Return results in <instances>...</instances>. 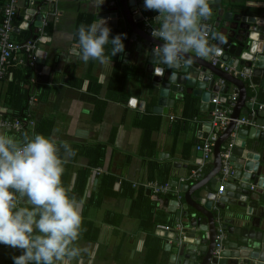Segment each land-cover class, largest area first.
Segmentation results:
<instances>
[{
	"label": "crops",
	"instance_id": "obj_1",
	"mask_svg": "<svg viewBox=\"0 0 264 264\" xmlns=\"http://www.w3.org/2000/svg\"><path fill=\"white\" fill-rule=\"evenodd\" d=\"M8 1L0 0V25ZM33 1L16 0L10 39L15 43L34 41L38 64L48 71L40 70L43 74L31 90L34 101L27 104V55L13 53L0 80V111L10 120L23 114L27 128L1 127L0 133L19 141L38 133L59 147L58 155L65 161L62 184L70 189V196L84 200L82 235L76 242L81 254L72 264H176L171 255L180 252L178 237H171V231L157 230L156 225H168L176 231L175 224L182 223L181 215L171 207L182 212L183 185L196 182L186 177L201 158L196 144L211 134V102H202L185 85L183 90L169 91L167 108L155 110L159 96L153 92V74L146 70V56L139 47L142 39L121 15L118 19L109 16L106 23L110 39L122 34L124 53L112 57L111 64L84 63L72 52L79 47L78 28L97 22V16L106 13L102 6L94 7L93 0H49L50 17L37 26L34 16L27 13L34 10ZM227 7L233 12L260 14L264 0H230ZM110 52L108 44L105 54ZM223 63L233 70L226 71L212 62L238 75L234 65ZM218 85L224 89L216 90L213 97L225 96L222 102L233 112L239 96L237 86L225 78H219ZM64 144L76 154L66 153ZM212 160L205 172L212 167ZM149 181L170 183L171 189L153 193L145 186ZM140 192L149 200L145 206ZM174 200L179 205L170 203ZM21 206L31 207L26 202ZM21 254L20 249L0 244V264H14L12 257ZM183 258L184 254L178 255L175 261Z\"/></svg>",
	"mask_w": 264,
	"mask_h": 264
},
{
	"label": "water",
	"instance_id": "obj_2",
	"mask_svg": "<svg viewBox=\"0 0 264 264\" xmlns=\"http://www.w3.org/2000/svg\"><path fill=\"white\" fill-rule=\"evenodd\" d=\"M229 1L210 0L212 15L201 23L209 45L219 49V53L213 55L221 62L234 65L236 70H242L247 75L245 78H240L239 74L233 76L213 65V55L208 59L189 55L190 62H182L176 68L159 64L153 53L163 41L153 37L152 32L160 27L161 21L155 12L144 8L142 0H104L101 6L106 13L97 16V19L107 21L109 16L118 19L121 15L142 39L139 47L146 56V70L153 74V92L159 96L155 110L161 111L162 107L170 105L167 103L171 101L167 98L169 91L183 90L185 85L208 105L214 92L224 89L219 87L218 79L225 78L239 90L231 115L238 117L242 113L253 121V124L236 130L237 138L230 155L233 171L223 183L221 193L217 192L220 181L216 177L221 168L220 147L227 144L233 121L215 141L209 171L204 172L194 184L183 185V211L171 207L181 215L184 224L182 236L171 230V237H178L180 246V252L171 255V262L176 264H264V109L255 116L248 115L257 101L264 104V12H233L227 7ZM33 3L34 10L27 13L34 16L37 26H41L42 20L50 17V1L35 0ZM213 33H222L225 42L221 44L212 39ZM36 69L44 73L48 71L42 63ZM220 99L225 101L226 97L221 96ZM244 105L245 109L241 110ZM212 106L210 104V108ZM201 153L198 151V156ZM170 203L179 205L176 200ZM218 223L224 230V238L219 253L214 255ZM182 254L184 258L175 261Z\"/></svg>",
	"mask_w": 264,
	"mask_h": 264
},
{
	"label": "clouds",
	"instance_id": "obj_3",
	"mask_svg": "<svg viewBox=\"0 0 264 264\" xmlns=\"http://www.w3.org/2000/svg\"><path fill=\"white\" fill-rule=\"evenodd\" d=\"M143 2L161 21L152 32L163 41L153 53L159 64L176 68L189 63V55L208 59L219 53L209 45L201 23L212 15L210 0ZM103 3L93 0L98 9ZM96 21L79 26V47L72 50L73 55L84 63L111 64L112 57L124 53L122 34L110 39L106 21ZM212 39L222 44L226 38L213 33ZM108 44L110 55L105 54ZM68 62H72L70 58ZM62 147L69 155L76 154L69 145ZM59 150L55 141L38 133L32 138L25 135L23 141L0 133V244L22 250L21 255L12 257L14 264H72L80 257L76 242L82 235L84 200L70 196V189L62 184L65 161ZM25 202L31 207L21 206Z\"/></svg>",
	"mask_w": 264,
	"mask_h": 264
},
{
	"label": "built area",
	"instance_id": "obj_4",
	"mask_svg": "<svg viewBox=\"0 0 264 264\" xmlns=\"http://www.w3.org/2000/svg\"><path fill=\"white\" fill-rule=\"evenodd\" d=\"M15 3L16 0H9L7 3L3 6V18L2 23L0 25V80L3 79L5 74V68L8 63H10L13 53L17 51H22L27 55L26 62L29 66H31L34 71V75L31 78L32 82H35V80L40 78L42 76L41 71L36 70V65L38 63V54L36 52V45L35 42L31 39L22 42V43H15L11 41V31H12V19L15 15ZM213 64H219L220 67H222L226 71L233 70L232 67H228L224 65L223 62L219 61V58L214 56ZM237 73V71H236ZM240 77H245L244 73H241L239 71ZM235 93L231 97L232 103L236 100ZM34 101V97H30L28 99V103L31 104ZM211 104L213 105L210 110V127H211V134L208 138L205 139L202 143L196 144V150L201 151V158L200 161L197 163V166L193 168L188 176L186 177L189 180L197 181L201 175L205 172L204 168L208 165V163L212 160V151H213V145L215 141L217 140L218 136L224 132L231 121L234 122V131L229 135V138L227 139V146L222 147L220 151V157H221V168L218 175V180L220 181L219 187H218V193H221L223 190V183L226 181V178L232 173L233 168L230 165V155H231V148L235 141V134L236 130L240 126H249L253 124V121L250 120L247 115H240L238 117H233L232 110L230 107H227L223 104L219 96H214L210 99ZM264 108L263 103H259L256 107H252L251 110L248 112V115L255 116L257 115V112ZM25 123V124H24ZM27 124V121L25 118L21 119L18 117H15L13 119H7L3 116L2 112L0 111V128L1 127H13L14 129L21 131L24 128V125ZM263 127V126H262ZM97 173L101 172L100 168L95 169ZM183 180V178H182ZM145 186L150 188L153 193H166L171 189L170 183H157L153 181H149L145 183ZM157 230L162 231H171V227L168 225L158 224L156 225ZM174 229L179 233V235H183V225L181 222H177L175 224ZM224 238V230L220 226V224L216 227V235H215V249L213 254L216 255L219 253V250L221 248V241Z\"/></svg>",
	"mask_w": 264,
	"mask_h": 264
},
{
	"label": "trees",
	"instance_id": "obj_5",
	"mask_svg": "<svg viewBox=\"0 0 264 264\" xmlns=\"http://www.w3.org/2000/svg\"><path fill=\"white\" fill-rule=\"evenodd\" d=\"M27 66L29 67V70H30V72H29V74L27 75V78H26V83H25V85H26V88H27V98H26V103L28 102V99L32 96V94L33 93H31V90L33 89L32 87H33V84H34V82H32L31 81V78H32V76H33V74H34V71H35V69H33L31 66H29L28 65V63H27ZM28 104V103H27ZM26 107V106H25ZM23 115V114H22ZM22 115H20L18 118H21V119H23L24 117L22 116ZM25 124V123H24ZM27 128V125H24V128L23 129H26ZM206 170H208V168H207V166L204 168V171H206ZM140 194V196L142 197V199L140 200L141 202H142V204L145 206L146 205V202L148 203L149 202V200H148V198L146 197V196H143L142 194H141V192L139 193ZM142 205V206H143ZM147 208V207H146ZM147 211V210H146Z\"/></svg>",
	"mask_w": 264,
	"mask_h": 264
}]
</instances>
